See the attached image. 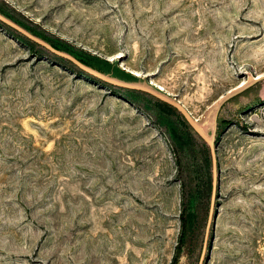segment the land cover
<instances>
[{
    "label": "rangeland",
    "instance_id": "1",
    "mask_svg": "<svg viewBox=\"0 0 264 264\" xmlns=\"http://www.w3.org/2000/svg\"><path fill=\"white\" fill-rule=\"evenodd\" d=\"M0 16L177 105L217 174L213 193L177 108L0 22V264L177 248L176 264H264V0H0Z\"/></svg>",
    "mask_w": 264,
    "mask_h": 264
},
{
    "label": "water",
    "instance_id": "2",
    "mask_svg": "<svg viewBox=\"0 0 264 264\" xmlns=\"http://www.w3.org/2000/svg\"><path fill=\"white\" fill-rule=\"evenodd\" d=\"M0 22L6 26H8L9 28L13 29L14 31H16L17 33L21 34L22 36H24L25 38H27L28 40H30L31 42L35 43V44H39L40 46H42L43 48H45L46 50H48L49 52H51L52 54L61 57L65 60H67L68 62H70L71 64L75 65L77 68H79L81 71L85 72L86 74L106 83L112 86H116L119 88H123V89H127V90H132V91H141V92H145L149 95H152L154 97H157L161 100V97L157 96L155 93L151 92L150 90H147L145 88H141L139 86H133V85H128V84H123L111 79H108L106 77H104L103 75L92 71L91 69H88L87 67H85L84 65H82L81 63H79L78 61H76L75 59H73L72 57L62 54L58 51H56L55 49L51 48L50 46H48L47 44L39 41L38 39L32 37L31 35H29L28 33H26L24 30H22L21 28L17 27L16 25H14L13 23H11L10 21H8L7 19L3 18L2 16H0ZM166 101V100H164ZM167 103L171 104L172 106H174L175 108H177L182 115L184 116V118L186 119V121L191 125V127L199 134V136L207 143V145L209 146L210 149V156H211V164H212V192L214 193L215 189H216V185H217V174H216V153H215V147L213 145V140L211 139L210 141L206 139V137L201 134L191 123V121L189 120V118L179 109V107L171 102L166 101ZM219 110V109H218ZM218 113V111L216 112ZM209 224H210V215L208 217L207 220V225H206V236H207V232L209 230ZM206 236H205V241H206ZM204 247H205V242H204ZM201 264V263H199Z\"/></svg>",
    "mask_w": 264,
    "mask_h": 264
},
{
    "label": "trees",
    "instance_id": "3",
    "mask_svg": "<svg viewBox=\"0 0 264 264\" xmlns=\"http://www.w3.org/2000/svg\"><path fill=\"white\" fill-rule=\"evenodd\" d=\"M215 136H217V134H215ZM216 138H217V137H216ZM182 221L184 222V219H183ZM183 226H184V223H183ZM177 256H178V248H177L176 251H175V255H174V257H173L172 264H176Z\"/></svg>",
    "mask_w": 264,
    "mask_h": 264
},
{
    "label": "bare ground",
    "instance_id": "4",
    "mask_svg": "<svg viewBox=\"0 0 264 264\" xmlns=\"http://www.w3.org/2000/svg\"><path fill=\"white\" fill-rule=\"evenodd\" d=\"M189 118V117H188ZM191 121V123L193 124V126L199 131V129L196 127V123H193V121L191 119H189ZM201 133V131H199ZM202 134V133H201ZM207 139V138H206ZM208 140V139H207Z\"/></svg>",
    "mask_w": 264,
    "mask_h": 264
}]
</instances>
